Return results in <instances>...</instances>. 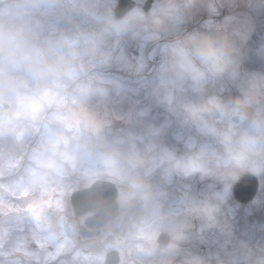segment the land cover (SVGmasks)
<instances>
[{"label":"clouds","instance_id":"clouds-1","mask_svg":"<svg viewBox=\"0 0 264 264\" xmlns=\"http://www.w3.org/2000/svg\"><path fill=\"white\" fill-rule=\"evenodd\" d=\"M145 3L134 0L135 6L117 15V0H0V136L42 126L39 156L87 161L117 186L118 224L131 221L155 237L170 236L166 246L153 240L135 249L133 264H264V249L246 241L237 242L227 259L185 247L190 217L230 237L231 227L221 218L233 188L246 175H264V71H242L255 22L237 11L241 3L256 10L264 0H153L148 10ZM200 5L206 25L183 27ZM222 9L228 14L217 21ZM127 38L157 46L158 62L143 84L170 112L177 111V97L203 95L224 84L236 88L238 95L227 101L182 104V123L196 126L213 143L189 144L177 156L163 142L171 121L149 124L141 133H111V122L90 104L107 97L106 85L114 82L94 70L111 65L112 47ZM157 174L161 184L153 183ZM194 174L211 180L212 190L202 199L186 195L183 213L166 207L163 184L174 175ZM124 242L118 237L109 247Z\"/></svg>","mask_w":264,"mask_h":264},{"label":"rangeland","instance_id":"rangeland-1","mask_svg":"<svg viewBox=\"0 0 264 264\" xmlns=\"http://www.w3.org/2000/svg\"><path fill=\"white\" fill-rule=\"evenodd\" d=\"M204 7L198 6L183 27L188 30L204 27L208 20ZM237 11L241 16H251L255 22L254 31L244 45L242 71H264V5L254 10L241 3ZM227 14L228 10L222 9L217 21ZM111 51V65L94 71H101L107 80L114 83L106 85L108 96L94 98L90 107L111 122L110 131L113 135H122L127 131L141 133L149 124L159 126L171 121L163 142L175 150L177 156L185 155L189 144L199 147L213 143V138L201 133L196 126L182 123V104L191 102L205 105L213 97L227 101L238 95L235 87L224 84L209 88L203 95L189 93L177 97L173 102L177 111L173 113L157 104L143 84L151 79V69L158 62L157 46L141 39L127 38L114 44ZM141 65L145 66L144 71L137 72ZM144 109H148L147 115L139 117L138 113ZM217 126L220 124L217 123ZM44 136L42 126L19 128L14 135L0 136V180L8 179L9 182L0 183V261L4 264H104L107 252L113 248L119 251L121 264H133L136 259L134 250L142 248L145 242L155 240L153 233L131 221L123 224L115 222L98 237L87 242L86 239L80 241L84 242L80 245L70 197L73 192L91 185L93 179L99 176L89 162L78 161L71 155L39 156ZM21 165L25 168L19 172ZM156 176L153 183L161 184L160 175ZM26 177L29 179L26 180ZM257 178L261 180L263 189L262 195L254 200L260 204L253 210L258 223L264 224V175ZM212 183L198 174L174 175L171 183L163 184L169 194L166 207L183 213V198L187 195L202 199L204 193L212 190L209 187ZM216 187L218 189L219 185ZM232 201L231 195L228 202ZM189 219L192 236L188 242L193 241L194 245L190 247L186 244L185 247L194 253H215L221 259H227L236 245V235L229 237L218 228H204L198 218ZM258 232L259 237L255 241L249 237L243 241L250 245L255 242L259 247L258 238H264V230L258 227ZM118 237L125 242L119 247H109ZM68 251H75L76 261L70 258Z\"/></svg>","mask_w":264,"mask_h":264},{"label":"water","instance_id":"water-1","mask_svg":"<svg viewBox=\"0 0 264 264\" xmlns=\"http://www.w3.org/2000/svg\"><path fill=\"white\" fill-rule=\"evenodd\" d=\"M153 0H148L144 8L148 10L152 6ZM134 5L133 0H119L115 11L117 15H123ZM259 182L253 175L244 176L234 187L235 198L241 203L252 201L258 191ZM116 186L107 181H97L92 187L75 192L71 197L77 220L86 214H92L87 218L85 224H79V240H90L100 235L101 229L116 219L117 214ZM170 237L168 234L160 235L158 242L162 245L168 244ZM120 261L116 251L108 253L105 264H118Z\"/></svg>","mask_w":264,"mask_h":264},{"label":"flooded vegetation","instance_id":"flooded-vegetation-1","mask_svg":"<svg viewBox=\"0 0 264 264\" xmlns=\"http://www.w3.org/2000/svg\"><path fill=\"white\" fill-rule=\"evenodd\" d=\"M6 181H8V179ZM258 194H259V191H258ZM259 204L260 203H257V202H250L248 204H241V203H238L236 201L228 202V206H227L228 208L227 207L225 208V214H223L224 216H223L222 222L227 223L231 227L232 235H236L235 239H234L236 244L239 241H243V240L247 239L246 237H249L252 241H255V238L259 237L258 227H261L264 230L263 222L258 223V219H256V217H255L256 212H254V210H253L254 207L258 206ZM261 205H263V203H261ZM236 208H237V211H236ZM248 210H250L251 212H247ZM9 214H12V212H10ZM247 214H248V216L245 217V215H247ZM61 216L64 219V213H62ZM241 216H243V217H241ZM88 217H90V214L83 217L81 219V223L84 224L85 220ZM1 221H2V216H0V222ZM64 221H65V219H64ZM115 222H116V220L110 224H113ZM161 233H163V232H161ZM157 238L158 237L154 236V239L156 242H157ZM258 240L260 241L259 247H258L257 243H255V242H254V244H251V246L258 249V250L264 249V238L260 237V238H258ZM87 241L85 240V242H87ZM186 244L191 245L190 247H192L194 245L193 241L187 242ZM164 246H166V245H164ZM204 247H206V246H204ZM70 253L71 252H69V254ZM74 254H75V252H74Z\"/></svg>","mask_w":264,"mask_h":264}]
</instances>
